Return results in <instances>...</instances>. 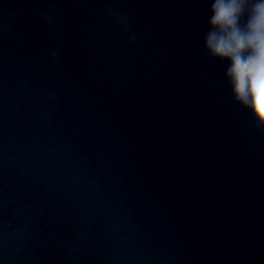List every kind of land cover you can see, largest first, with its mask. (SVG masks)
I'll use <instances>...</instances> for the list:
<instances>
[{
  "label": "water",
  "instance_id": "95a60500",
  "mask_svg": "<svg viewBox=\"0 0 264 264\" xmlns=\"http://www.w3.org/2000/svg\"><path fill=\"white\" fill-rule=\"evenodd\" d=\"M210 3L0 0V264H264V125Z\"/></svg>",
  "mask_w": 264,
  "mask_h": 264
},
{
  "label": "clouds",
  "instance_id": "9594fccd",
  "mask_svg": "<svg viewBox=\"0 0 264 264\" xmlns=\"http://www.w3.org/2000/svg\"><path fill=\"white\" fill-rule=\"evenodd\" d=\"M209 54L228 65L233 96L264 125V0H211Z\"/></svg>",
  "mask_w": 264,
  "mask_h": 264
}]
</instances>
